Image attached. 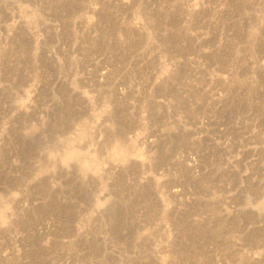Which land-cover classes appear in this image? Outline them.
Returning a JSON list of instances; mask_svg holds the SVG:
<instances>
[{"label": "rangeland", "instance_id": "obj_1", "mask_svg": "<svg viewBox=\"0 0 264 264\" xmlns=\"http://www.w3.org/2000/svg\"><path fill=\"white\" fill-rule=\"evenodd\" d=\"M0 264H264V0H0Z\"/></svg>", "mask_w": 264, "mask_h": 264}]
</instances>
